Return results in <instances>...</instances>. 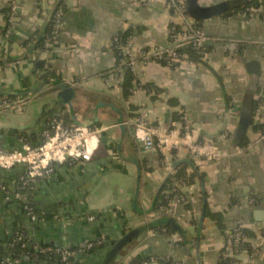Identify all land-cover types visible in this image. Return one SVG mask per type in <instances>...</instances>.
<instances>
[{
	"label": "crops",
	"instance_id": "0c3cea01",
	"mask_svg": "<svg viewBox=\"0 0 264 264\" xmlns=\"http://www.w3.org/2000/svg\"><path fill=\"white\" fill-rule=\"evenodd\" d=\"M57 1L45 0L42 7L39 0H18L20 11L13 19L11 39L4 40L0 31V63H8L2 67L0 92L23 102L18 111L0 109L1 147L6 151L21 148L24 137L40 145L41 130L50 117L74 123L70 107L57 98L59 89L52 91L51 71L75 90L76 119L104 131L89 163L60 165L38 183L33 208L51 213L52 218L28 216L14 197L18 182L14 170L0 169V183L8 190L7 196L0 191L3 254L19 226L34 242L65 249L104 237L103 245L76 256L78 264H128L134 258H140L141 264H166L170 259L182 264H218L226 233L237 223L242 222L251 237L259 238L264 230V141L250 154L218 161L192 162L185 148L176 151L175 162L190 161L194 170L187 163L182 165L197 176L183 188L185 200L172 206L180 231L196 242L182 247L179 237L168 231H144L156 219L152 209L169 175L161 162L164 154L156 149L145 151L136 142L133 122L145 113L149 125L170 127L179 121L184 108L197 141H215L223 150L244 140L245 144L254 141L264 130V7L246 21L240 11H234L250 0H200L204 5L232 2L234 6L222 15L198 21L210 38L205 60L182 61L177 69L154 60L138 64L139 83L125 101L121 81L112 72L103 77L118 63L113 39L129 29L138 54L144 49L169 50L170 30L178 22L167 0H66L59 38L50 52L31 62L23 44L37 36V30L38 39L46 30L40 6L49 13ZM10 2L0 0V15L10 14ZM38 61L42 63L36 66ZM145 85L151 86L150 91ZM173 93L186 96L189 107ZM256 102L259 106L253 113ZM241 110L250 114L251 122L246 137L238 142L234 134ZM229 127L232 134L223 139ZM206 209L217 218L207 215ZM131 232L136 235L112 254ZM262 251L256 264H264V245Z\"/></svg>",
	"mask_w": 264,
	"mask_h": 264
},
{
	"label": "built area",
	"instance_id": "2783aa9c",
	"mask_svg": "<svg viewBox=\"0 0 264 264\" xmlns=\"http://www.w3.org/2000/svg\"><path fill=\"white\" fill-rule=\"evenodd\" d=\"M45 0H40L41 6ZM167 7L173 12L174 19L178 23H174L170 30V44L169 50L161 52L146 51L138 54L133 46L132 40L129 39L124 45L120 44L119 36L113 39V46L118 47L121 53L125 56V62L135 74L136 66L138 64L147 65L152 60L164 61L166 66L172 69H177L182 61H188L186 54H181L177 50L183 46H190L193 48L202 60L206 58V44L210 38L206 36L201 28V23L189 16L185 7V0H167ZM66 0H60L56 5L53 16V29L51 36L47 37V46L59 38L63 28V18L65 14ZM263 6L259 8H250L246 11H241L242 20L251 21L260 11ZM42 18L45 22L47 18V11L42 8ZM18 11V0H11L10 14L6 17L0 15V31L3 32L4 40H10L14 29L13 19ZM25 52V49H24ZM50 52V51H49ZM41 55L33 51L28 54L29 61L34 62ZM189 62V61H188ZM48 65L45 64V68ZM2 75V67L0 66V79ZM121 79L112 74V77ZM72 85H75L72 84ZM71 85V86H72ZM2 92V91H1ZM0 92V109L19 110L23 103L17 96L8 93ZM233 113V112H232ZM134 139L145 151L153 149L158 150L164 154V166L168 172L169 177L173 176L176 170L173 167L170 156L172 151H180L185 148L193 159H205L209 161H218L234 156L250 154L255 147L264 141V130H262L257 138L243 145H235L231 149L223 150L219 148L215 141H197L194 138V129L190 120L189 114L181 110L179 121L173 123L170 127H155L149 125L146 119V114L139 115L133 122ZM231 128H227L226 133L222 136L223 139L230 138L232 132ZM104 129L89 126H78L72 122H67L60 117H52L45 120L41 130L42 142L38 146H32L25 139L22 140L21 148L6 151L2 149L0 144V169H14L20 167L22 175L18 178L16 187L15 199L21 203L22 210L28 216H35L34 208L31 206L32 200L28 192L35 193L38 183L50 177L55 169L60 165H75L89 163L96 151L98 150L99 135ZM184 186L174 183L171 193L182 192ZM3 191L7 189L4 185L0 188ZM27 190V193L22 192ZM170 193V192H168ZM182 196L174 195L169 201L168 208L170 213L173 211V205L181 203L184 200ZM163 208H161L162 210ZM245 225L242 222L226 233L221 251H223L224 258H229L234 261L233 264H256V261L263 256L264 245V230L261 232L259 238L251 237L245 234ZM161 231L166 232L163 228ZM14 242L22 244L26 249L21 259L13 258L9 251L4 255L0 254V264H35L34 255L37 254H53L61 258L64 264H71V259L76 258L79 254L91 252L98 246L105 243V238L102 237L95 242H87L77 247L76 249H65L58 246H41L40 244H32L27 237L18 235L14 238ZM33 258V259H32Z\"/></svg>",
	"mask_w": 264,
	"mask_h": 264
},
{
	"label": "trees",
	"instance_id": "16d2710c",
	"mask_svg": "<svg viewBox=\"0 0 264 264\" xmlns=\"http://www.w3.org/2000/svg\"><path fill=\"white\" fill-rule=\"evenodd\" d=\"M40 1V0H39ZM260 6L264 7V0H250L249 2H247L246 4L237 7V9L234 12L237 11H246L247 9L250 8H259ZM66 10V8H65ZM43 14V10L39 9V16L42 17ZM222 15V14H220ZM227 14H224L223 16L226 17ZM46 19V18H45ZM196 21L202 22L203 20L201 19H195ZM12 26H15V23L13 22ZM53 29V16L51 15L49 19H47V23H46V30L43 33V35H41L40 39H38V34L39 31L37 30L36 34L37 36H34L32 38H30L29 40H27L23 46L25 47V52L24 54L28 56V54H30L32 51L34 53H39L40 55L49 52L52 50L51 46H47L46 41H47V37L50 35L51 36V32ZM132 31L131 30H126V31H120L118 36L120 39V44L124 45L131 37H132ZM34 48V49H32ZM114 52L116 54L117 57V66L110 72H107L105 74H103V77L106 78L111 74H115L117 76L121 75V82H120V87H121V93H122V97L125 101H128V99L131 97L132 92L135 90L136 85H138L139 82H137L136 76L135 74L131 71V68L127 65V63L125 62V56L121 53V51L119 50L118 47H114ZM149 50L144 49L142 52H146ZM179 53L181 54H186L188 56V61L192 62V63H199L202 62L203 60L199 57V55L197 54V52L191 48L190 46H183L180 49L177 50ZM187 61V60H186ZM163 65H166V63L164 61H160ZM6 64L8 63H0L1 67H5ZM112 72V73H111ZM111 73V74H110ZM50 75H52V78H55L54 81V88L52 91H56L58 89H60L61 85H63V83L61 82V79L55 74L54 71L50 72ZM145 89L149 90L151 88V86L149 85H145L143 86ZM150 91V90H149ZM15 97V96H12ZM257 106H259V102H256L255 106H254V110L253 113H255V110L257 109ZM183 110H185L183 108ZM60 117V116H59ZM135 117V116H134ZM52 118V117H50ZM48 119V118H47ZM69 121V120H68ZM71 122V121H69ZM26 139V141H28L30 144H34L33 141L31 139H28L26 137H24ZM243 143L245 144V140L242 141V145ZM32 146H38V145H32ZM176 151H172L170 153V158L171 160H173L175 162L176 159ZM161 162L162 164H164V160L165 157L162 156L161 157ZM192 162H194V159L191 160ZM188 166L187 165H182L179 168L176 169V172L173 176L168 177L164 187L162 188L154 206H153V211H152V215L156 216V219L152 222V224H149L146 229L144 231L147 230H151L152 232H159L161 231V229L165 228L166 231L170 232L171 234L178 236L179 237V241H178V245L182 246V247H187L191 244H193V246L196 245L195 240H190V238L187 236V234L182 233L180 231V229H182L180 227V224L177 222V220L173 217L172 213H170L169 208H168V204L169 201L173 198L174 195H178L182 196V200H185L182 192L180 193H171V190L173 189V185L175 182H177L178 184L182 185V186H189L193 179H196V174L195 173H188L187 172ZM14 170V171H13ZM11 171L14 172L13 176L17 179L22 175V169L20 168H15L12 169ZM1 181V178H0ZM2 184L4 183H0V188L3 186ZM16 187H20L18 184H16ZM1 193H3V195L8 194V190H2L0 189ZM5 192V194H4ZM27 193V190L22 191ZM170 192V193H168ZM29 193V197L32 200V204L31 206L34 207V195L32 192H28ZM161 208H163L161 210ZM35 214L38 215L40 220L43 219H49L52 218L51 217V213H41L39 210H34ZM26 213V212H25ZM206 214L210 215L211 217H213L214 219L217 218L216 215L214 214H209L208 209H206ZM196 225V222H193ZM245 234L250 235L249 231H247V229L244 230ZM180 233V234H179ZM18 235H22L24 237H27V239L32 243V244H40L41 246H56L55 244L52 243H37L34 242L33 240H30V238H28V235L25 231V229L22 226H19L18 228H16L13 231L12 234V239L9 243V254H11L13 256L14 259L19 260L21 259V256L24 254V252L26 251V249H24L22 247L21 243L18 242H14V238ZM71 249H76V248H71ZM93 251V250H92ZM3 249L1 247V241H0V254H3ZM34 261L35 264H64L61 262V258L57 255H53V254H37L34 255ZM32 258V259H33ZM234 261L229 259V258H224L223 255V251H221L220 253V260L218 264H233ZM71 264H78L76 259L72 258L71 259ZM166 264H182V263H178L174 260H166Z\"/></svg>",
	"mask_w": 264,
	"mask_h": 264
},
{
	"label": "water",
	"instance_id": "95a60500",
	"mask_svg": "<svg viewBox=\"0 0 264 264\" xmlns=\"http://www.w3.org/2000/svg\"><path fill=\"white\" fill-rule=\"evenodd\" d=\"M59 1L60 0L57 1V4L59 3ZM56 5L49 11L46 19L50 18V16L52 15V13L54 12L56 8ZM185 7H186L187 13L193 19L208 20V19H211V18H214L220 15L221 13H224L227 10L232 9L234 6L232 2H223V3H219L215 5H204L200 2V0H185ZM18 11H20V9H18ZM171 47L173 46H170V48ZM41 63H42L41 61H38L36 63V66H39ZM173 95L178 96L180 99H183L186 102V105L189 107V101L186 96L182 94H176V93H173ZM75 96H76L75 90L72 87H68L66 85H61L59 91L57 92V98L60 100L61 104L67 105L70 107V113L73 114L72 121L76 125L93 127L94 125L93 123L82 124L74 116L73 108H72V101L75 99ZM250 122H251L250 114L241 110L239 126L235 130V134H234L236 141L240 142L246 137L248 130H249ZM184 163H187L188 165H190L193 170L195 169L194 165L190 161H187L186 159L174 162L173 167L176 170L180 165ZM203 221H204V211L202 213L201 220L199 223V229H202ZM135 235H136V232H131L130 234L125 236L123 240H121L118 244H116L112 254H115L116 251H118L126 242L132 239ZM128 264H141V259L134 258ZM199 264H200V261H199Z\"/></svg>",
	"mask_w": 264,
	"mask_h": 264
},
{
	"label": "rangeland",
	"instance_id": "374dc122",
	"mask_svg": "<svg viewBox=\"0 0 264 264\" xmlns=\"http://www.w3.org/2000/svg\"><path fill=\"white\" fill-rule=\"evenodd\" d=\"M18 111V110H17Z\"/></svg>",
	"mask_w": 264,
	"mask_h": 264
}]
</instances>
